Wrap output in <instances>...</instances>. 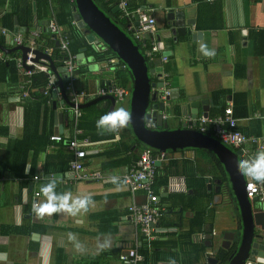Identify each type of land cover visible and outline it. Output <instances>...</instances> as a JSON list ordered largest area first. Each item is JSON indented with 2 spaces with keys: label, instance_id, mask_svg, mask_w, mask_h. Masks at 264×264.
<instances>
[{
  "label": "crops",
  "instance_id": "0c3cea01",
  "mask_svg": "<svg viewBox=\"0 0 264 264\" xmlns=\"http://www.w3.org/2000/svg\"><path fill=\"white\" fill-rule=\"evenodd\" d=\"M132 1L133 4L131 3L128 8L130 11H134L136 7L134 4L140 5L150 9V13L156 18L155 32L151 37L145 34L141 39L136 37L139 20L136 24V16L132 18L123 16L119 8L120 0L101 2L99 0L98 4L97 1L95 3L100 5L99 8L132 38L145 57L149 70L163 68L161 73L154 71L149 75L152 82L164 83V88L160 91L162 99L169 95L165 94L166 90H169V93L172 90L173 96H178L177 99L166 101V109L160 111L163 113V120L168 124L167 128L169 130L189 128L188 122L193 118L192 114L182 109L184 101L203 102L198 107L197 118L205 116L204 114L215 117L213 116L215 113L223 109L225 111L230 104L232 116L236 120L233 128L248 136L263 139L264 0ZM18 2L22 10L27 3L32 5L31 30L40 28L53 15L56 19L53 0H49L51 8H48L47 12L42 8V0ZM74 2L71 25L75 33L84 38L93 51L89 52L88 48L84 47L81 52L74 54L70 47L78 61L77 87L80 90L96 92L102 86L114 84L125 88L128 94L122 101H118L112 94L102 95L108 98L92 104L95 106L91 110L92 116L88 114L86 121L83 119L85 114L83 109L92 105L83 107V104L91 100L82 102L81 117L76 125L71 106H64L65 101L56 98L52 93L45 94V87L43 88V95L49 96L47 103L54 111L52 121L46 122V132H49L50 136L58 132L64 136V139H72L75 126H78L82 130L79 137L90 139L91 143L85 146L86 169L100 172L101 177L76 180L69 163L66 169H61L64 158H72L73 153L64 142H53L50 137V143L44 151L39 154L30 151L28 156L19 160L16 165L15 142L23 137L24 112L29 102L27 100L31 92L37 89L33 87L31 78L29 94L23 97L24 88L29 83H26L27 78L17 66L21 75L19 84L5 83L0 86V264H126L127 262L120 258L124 250L122 247L137 248V251L144 255V259L138 264H144V261L146 264H158L163 261L184 264L186 257L190 258L186 264H210V258L218 259L216 256L219 253H228L233 248L236 240V237L233 239V232L235 235L240 233L239 215L228 194V174L224 164L214 152L205 148L187 147L176 151L167 150L164 153L165 156L157 163L156 175V182L157 178L158 181L162 180L157 188L161 215L154 224V240L148 245L128 212L132 197L122 180V175L139 158L140 153L150 147H146L135 137L131 126L118 129L116 132H108L96 127V121L100 116L108 113L113 101L114 111L118 102H125L129 96L132 97L134 78L127 86L117 82L129 75L130 68L116 52L113 50L114 54L109 52L110 47L101 38L95 35L98 42H90L87 39V35L93 32L89 31L87 26H78V21L74 18L76 0ZM13 6L14 0H0V26L7 29L6 35L0 34L6 38L7 45L0 44L4 48L15 47L13 44L15 35L20 31H29L17 15L12 18V28L2 24V19L12 11ZM168 14L172 17L176 15L175 18L183 24L173 27L169 23ZM72 21H75L76 25H73ZM16 27L18 29L15 32ZM180 27L185 29V33L179 34L174 31ZM61 28L66 32L62 26ZM199 31L201 36L194 35ZM66 34L69 37V34ZM56 40L53 36V46L50 44L44 46L45 40L44 43L37 41L38 49L35 51L43 53L45 47L59 48V45L55 44ZM152 42H156L157 45L160 42L163 44V48L159 45V56H166L167 62L152 61L147 57ZM93 43L106 46L107 49L99 52L92 47ZM201 46L214 54L206 56ZM1 47L0 50L3 51ZM96 52L104 54L105 58H98ZM19 56L23 57L21 51ZM41 58L45 57L41 56L36 61ZM14 63L16 65V61ZM48 67L59 83L58 75L52 70L49 61ZM56 67L61 68L62 65ZM63 72H60V76L64 82ZM130 72L132 73L131 70ZM83 75L88 76L86 83L82 82ZM30 101L34 102V99ZM54 101L57 112L68 114V118L63 122L62 131L59 129V121H55ZM130 106L131 98L130 105L125 109L129 114ZM149 123L151 126L148 125ZM149 123H147L148 128L165 129L164 126L158 127L156 123ZM82 125L88 128L89 135L84 134ZM126 128L132 131L138 143ZM4 130L7 134L1 133ZM209 133H212L211 129L204 134L221 141L213 133V136ZM221 142L234 153L241 150L239 161L253 158L257 152L264 151L251 142L239 147ZM208 151L216 156L222 166H218L217 160L211 158ZM174 159L191 161L196 176L205 180L204 196L195 198L193 190L187 186L185 176L172 172L168 166ZM21 163L24 164L23 169ZM12 164L14 168H11ZM220 169H223L225 177L221 178ZM35 175H38L39 179H35ZM245 177L248 180L251 178ZM50 180L57 182L55 190L58 193L68 192L73 198L90 197L86 208L74 213L62 210L37 217L32 211L34 194L36 191L40 192V187ZM220 181L222 182L220 193H216L215 188L221 185ZM170 183L173 184L174 189L170 188ZM222 192L226 195L225 199L220 196ZM43 200L44 197L40 194L39 202ZM137 201H144L143 191L137 194ZM251 201L257 207L262 205L264 208V204L257 199ZM200 211L205 218L202 229L193 227L192 224L195 215ZM211 232L214 235L213 249L209 253L211 249L205 245V242L206 235ZM201 245L204 246L203 253H200ZM228 246L231 249L227 251ZM144 251L146 254H143Z\"/></svg>",
  "mask_w": 264,
  "mask_h": 264
},
{
  "label": "built area",
  "instance_id": "2783aa9c",
  "mask_svg": "<svg viewBox=\"0 0 264 264\" xmlns=\"http://www.w3.org/2000/svg\"><path fill=\"white\" fill-rule=\"evenodd\" d=\"M119 8L124 17L132 18L138 16L139 25L136 30V37L141 39L145 34L150 36L155 32L156 18L150 13V9L138 7L134 11L128 9L127 0H120ZM73 25H76L75 21H72ZM49 32L59 41V48L63 54L62 67L66 68L63 72L65 76L63 82V88L69 103L64 102L63 94L60 90V84L57 79L53 77V73L48 67V61L45 58L36 61L37 41L43 32ZM0 34L6 35L7 29L0 26ZM13 44L16 46H27L29 48L26 54V60L22 56H11L8 53L0 50V63L9 62L11 60L16 61V66L23 76L27 78L26 83L31 82V78L40 72H45L48 75L49 83L44 89L45 94H56V98L63 100V105L71 106L73 111L74 123L77 125L79 118L81 117L80 105L84 101L93 100L97 96L112 94L118 101L125 99L128 91L117 85H105L95 91L80 90L77 87L78 75L77 66L78 61L76 55L72 54L70 50V39L66 32L63 31L61 26L58 24L54 15L47 23H44L40 28L30 30L28 32H19L15 35ZM107 47L98 44L97 51L106 50ZM160 48L156 42L151 43V47L147 52V57L152 61H163L167 62V57L162 55L159 56ZM53 48L45 47L43 54L52 57ZM158 55V57H157ZM166 76V74H165ZM23 88V87H22ZM31 84L29 83L23 92V97L28 96ZM165 94H169V90L165 91ZM165 95H163V98ZM230 104L225 111L219 116L208 117L201 116L199 118L190 119L191 123L189 128L197 129L202 133L207 132L211 129V132L226 144H231L236 147L242 146L246 142H251L258 149H264V138L261 139L257 136H248L241 131L234 129L236 120L232 116V109ZM151 126V124H148ZM82 130L75 126L74 136L72 139H64L61 133H54L50 136V140L53 142H64L67 148L73 153V157L70 159L69 168L73 172V177L76 180H92L101 177L100 172H92L86 169V157L87 151L85 146L90 144V139L80 138ZM165 156L164 153H156L151 148H145L139 155V158L131 164L129 169L122 175V180L125 186L128 188L132 202L128 206V212L132 218V222L140 229L143 234L144 240L151 244L154 240V224L159 219L161 213L158 207L159 195L155 191V182L157 175V163ZM35 179H39L38 175L34 176ZM170 188L174 189L172 183ZM144 192V201H137V194ZM246 192L250 199H257L259 202L264 204V184L257 182L250 178L246 183ZM40 192L36 191L34 194L33 203H40L39 197ZM33 205V204H32ZM204 234L202 235V239ZM124 250L120 254V258L129 264H138L139 261L144 259V255L137 251V248L122 247Z\"/></svg>",
  "mask_w": 264,
  "mask_h": 264
},
{
  "label": "water",
  "instance_id": "95a60500",
  "mask_svg": "<svg viewBox=\"0 0 264 264\" xmlns=\"http://www.w3.org/2000/svg\"><path fill=\"white\" fill-rule=\"evenodd\" d=\"M75 10L76 13L74 18L78 21V26H87L89 31L91 30L94 33L88 34L87 39L90 42H98V40H96V36L101 38L111 50L117 53L118 57L122 59L132 71L134 78L133 91L130 106V121L127 126H131L135 137L152 150L163 153L167 150L176 151L177 149L187 147L205 148L214 152L224 164L228 174V182L230 183H227L228 194L231 196L232 203L239 215L238 230L240 233L235 235L233 232V239L236 237L235 244L232 249L230 248L231 245L226 247L227 251L230 249L232 250L228 251L230 255L227 261L220 263L218 259L210 258V264L264 263V208L262 205L257 207L247 195L246 183L248 178H246L241 172L238 163V156L242 155L241 150L234 153L221 141L195 129L181 128L169 130L167 128L168 124L165 120H163V113H160V111H164L166 109V101L175 98L177 99L178 96H173V92L171 90L169 95H167L165 99H162L160 91L164 88V83L162 81L152 82L149 75V73H153L154 71H159L161 73L163 68L157 67L149 70L146 65V59L140 52L139 47L134 43L132 38L118 26L116 22H114L99 8V6L95 3V0H76ZM167 17L169 18V23L172 24L173 27L183 24L182 21L175 18L176 15H173L172 17L171 14H168ZM136 24H138L137 15ZM17 29L18 27L15 28V32ZM174 31H177L179 34L181 32L185 33V29L183 27L177 28V30ZM194 35L201 36V32L199 31ZM55 44L58 46L59 41L56 40ZM159 45L160 48H163V44L161 42ZM1 49L6 53H12L13 51L20 50L22 52L23 59L26 60V54L29 48L21 45L12 48L1 47ZM35 52L37 55L36 60L41 56L48 59L52 70L58 75L60 90L63 94L64 101L69 103L63 88V80L60 76V72L65 71L66 68H57L51 56L45 55L38 50ZM54 95L56 94L54 93ZM105 98L108 97L98 96L83 104V107L96 104ZM202 103V101H193L189 103L184 101L182 102V109H185L186 113L192 114V118L195 119L197 118L198 107ZM114 105L115 103L113 101L108 113L113 111ZM53 108L55 110V121H59V129L62 131L63 122L68 118V114L57 112L55 101L53 102ZM204 115L207 116V114ZM149 122L156 123L158 127L164 126L165 129L148 128L147 123ZM188 123L190 124L191 121ZM219 183L221 185L216 186V193H220L222 182L220 181ZM220 196L224 199L226 197L224 192H222ZM213 238L214 235L212 232L206 235L205 245L211 249L209 253H211L213 249ZM158 264L176 263L163 261Z\"/></svg>",
  "mask_w": 264,
  "mask_h": 264
},
{
  "label": "trees",
  "instance_id": "16d2710c",
  "mask_svg": "<svg viewBox=\"0 0 264 264\" xmlns=\"http://www.w3.org/2000/svg\"><path fill=\"white\" fill-rule=\"evenodd\" d=\"M18 1L19 0H14L13 9L9 14L5 15V17L2 19V24L5 26H8L9 28H12L13 27L12 18L13 16L17 15L20 18V20L23 23H25L24 26L30 31L32 29L31 27L32 26V22H31L32 21V18H31L32 17V5L30 3H27L25 9L22 10L20 6V2ZM95 1H97V4H98L99 0H95ZM101 1L102 0H100V2ZM42 2H43L42 8L44 9V11L47 12L48 8L49 9L51 8L50 7L51 4L49 0H42ZM127 2H128V8H129V5L131 3L133 4V1L127 0ZM74 5H75L74 0H53V9L55 10V13H56L57 22L65 29L66 33L69 34L70 47L74 54L81 52L84 47L88 48L87 50L89 52H93L90 49V46L88 45V43L85 42V39L82 38L80 35H77L75 33L74 27L71 25L72 8ZM134 6H136L134 10L140 7V5H136V4H134ZM44 40L46 41L45 43H44ZM41 42L44 43V46L49 45V44L53 46V42H54L53 35L46 31L43 32L40 38L38 39V43H41ZM0 44L7 45L6 38L4 36H0ZM109 52L113 53L112 50H109ZM11 55L19 56L20 51L18 50L13 51ZM96 56L101 59L105 58V55L99 52H96ZM52 59L56 66L60 67V65H62L63 54L60 51V49L56 46L53 47ZM128 74H129L128 76H125L124 78L122 77V79L117 80V82L123 86H127L129 82L131 81V79H133V76L130 70L128 71ZM20 79H21V75L19 71L17 70L14 61L0 63V86L4 85L5 83H10V84L18 83L19 84ZM32 82H33V87H35L37 90H35L34 92H31L29 96L30 98H28L27 100L29 102H27V107L25 108L26 110L24 112L23 137L19 140H16L15 142L16 150H17L16 165H18L19 160L26 158L30 151H34L33 152L34 154H39L40 152L44 151L45 148L50 143V140H49L50 133L46 132L47 127L45 128V126L47 125L46 122L52 121V118L54 116V111L52 110L51 106L47 103L49 96L43 95V88L48 85L47 75L44 72L37 73L32 77ZM5 93H8V92H5ZM30 99H34V102L30 101ZM94 107L95 106L92 105L88 108L83 109V111L85 112L83 119L85 121L87 119L88 114L92 116L91 110ZM222 112H224V109L218 113H215L213 116L222 114ZM83 128H84V134L89 135L90 132L88 131V128L85 126H83ZM126 130L130 132L131 137L135 140V142L138 143L139 141L135 139L134 135L132 134V131L129 128H126ZM1 133L7 134L5 130L2 131ZM209 134L213 136L212 133H209ZM209 153L212 156L211 158H214L217 160L218 166H222V164L218 161L216 156L212 154L211 152ZM70 158L71 157H66V159L64 158V162L62 164L61 169H66L70 161ZM190 163L191 161H189L188 159L186 160L174 159L170 161L168 167H170V169L172 170L174 174L184 175L186 178L187 186L193 190L194 194L196 195L195 198H197V196L199 198L206 194L205 180L202 177L196 176V172L193 170ZM23 166L24 164L21 163L22 169H23ZM11 168H14V164L11 165ZM220 170H222L220 174L221 178L225 177L223 169H220ZM164 179L166 182V178ZM161 183H162V180L158 181V178H157V182L154 186L156 192H157L158 186ZM208 198H209V195H208ZM204 220L205 218L202 215L201 211L198 212L192 221L193 227L197 226L199 229H202ZM203 247L204 246L201 245L202 250H200V253H203L204 251ZM143 254H146V251H144ZM229 255H230L229 252L228 253L224 252V253H219L216 257L220 260V263H224L229 258ZM159 259L161 258H158V260ZM189 260L190 258L186 257L184 259V262H185L184 264L188 263ZM143 263L146 264L145 261Z\"/></svg>",
  "mask_w": 264,
  "mask_h": 264
},
{
  "label": "clouds",
  "instance_id": "9594fccd",
  "mask_svg": "<svg viewBox=\"0 0 264 264\" xmlns=\"http://www.w3.org/2000/svg\"><path fill=\"white\" fill-rule=\"evenodd\" d=\"M202 51L206 56H211L214 53L212 51ZM130 121V114L124 108H118L107 114L100 116L96 121L97 129L116 132L118 129H122L127 126ZM241 172L248 177L253 178L257 182H264V151H259L253 158L244 159L238 162ZM27 171V169H25ZM57 182L50 180L47 184L40 187V193L44 197L43 202L33 203L32 211L37 217H44L51 215L52 213L59 211H66L74 213L80 209L86 208L87 203L90 201V197L82 196L79 198H73L71 193H58L55 189Z\"/></svg>",
  "mask_w": 264,
  "mask_h": 264
},
{
  "label": "rangeland",
  "instance_id": "374dc122",
  "mask_svg": "<svg viewBox=\"0 0 264 264\" xmlns=\"http://www.w3.org/2000/svg\"><path fill=\"white\" fill-rule=\"evenodd\" d=\"M97 46H98V43H93L92 44V47L96 50L97 49ZM88 78V76H85V75H83L82 76V82L83 83H86V79ZM130 96L128 97V99H127V101H125V102H118L117 104H116V107H115V110L116 109H118V108H124V109H127L128 108V106L130 105Z\"/></svg>",
  "mask_w": 264,
  "mask_h": 264
}]
</instances>
